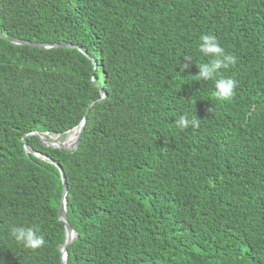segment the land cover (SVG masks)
<instances>
[{"label": "trees", "instance_id": "16d2710c", "mask_svg": "<svg viewBox=\"0 0 264 264\" xmlns=\"http://www.w3.org/2000/svg\"><path fill=\"white\" fill-rule=\"evenodd\" d=\"M0 31L72 45L0 35V264H63L61 171L24 138L65 171L67 264H264V0H0ZM209 32L237 57L228 101L195 80ZM88 109L77 149L34 133ZM33 224L36 250L11 237Z\"/></svg>", "mask_w": 264, "mask_h": 264}, {"label": "clouds", "instance_id": "9594fccd", "mask_svg": "<svg viewBox=\"0 0 264 264\" xmlns=\"http://www.w3.org/2000/svg\"><path fill=\"white\" fill-rule=\"evenodd\" d=\"M198 51L202 57L208 58L201 61L197 66L198 73L195 75L196 81H212L214 90L212 97L217 101H228L233 98L238 82L228 75H224L230 65L237 63L234 54L227 53L221 46L218 37L214 33H204L199 36ZM187 67V65H185ZM200 120L196 115L183 113L175 119V125L181 130L189 127L199 128ZM11 237L17 244L26 249L36 250L47 243L45 234L39 225L31 226L14 225L11 227Z\"/></svg>", "mask_w": 264, "mask_h": 264}, {"label": "water", "instance_id": "95a60500", "mask_svg": "<svg viewBox=\"0 0 264 264\" xmlns=\"http://www.w3.org/2000/svg\"><path fill=\"white\" fill-rule=\"evenodd\" d=\"M0 35L8 40H10L13 43L16 44H22V45H32V46H38V47H71L72 45L70 44H53V45H47V44H42V43H37V42H30V41H26V40H18V39H14L11 37H8L7 35L3 34L0 31ZM96 64V61H94ZM103 96L105 95V92L102 91ZM91 107V106H90ZM90 109V108H89ZM89 109L83 119V121L76 126L74 129L79 128V133L78 136L76 138V141L74 142L73 145L71 146H66L58 141H54L49 135L48 132L42 133V132H34L35 134H37L40 137V141L42 144H44L45 146H50V147H54V148H64V149H77L80 142H81V137H82V132L84 131L85 128V123H86V119H87V115L89 112ZM72 129V130H74ZM24 142H25V148L27 152L33 153L39 157H41L42 159H49L52 163H54L55 165H57L61 171V178L63 181V185H64V191H63V196H62V203L60 206V213H59V219L61 221H63L65 223V228H66V242L63 244V246L61 247V252H62V261L63 264H67V260H68V246L78 237V233L76 230L73 229V227L71 226L69 220H68V216H67V193H68V184H67V178H66V174L65 171L63 170V167L56 161L52 160L50 157L40 153V152H36L34 151L33 148L30 147V145L28 144L26 138H24Z\"/></svg>", "mask_w": 264, "mask_h": 264}, {"label": "bare ground", "instance_id": "6f19581e", "mask_svg": "<svg viewBox=\"0 0 264 264\" xmlns=\"http://www.w3.org/2000/svg\"><path fill=\"white\" fill-rule=\"evenodd\" d=\"M78 133H79V128H76L74 130L69 131V133L66 137H63L62 135H55V134H50L49 136L54 141H58V142L66 145V146H71L76 141Z\"/></svg>", "mask_w": 264, "mask_h": 264}]
</instances>
